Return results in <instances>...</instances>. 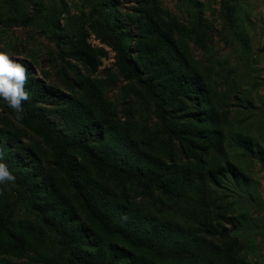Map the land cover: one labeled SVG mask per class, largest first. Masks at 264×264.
I'll list each match as a JSON object with an SVG mask.
<instances>
[{"label":"rangeland","instance_id":"1","mask_svg":"<svg viewBox=\"0 0 264 264\" xmlns=\"http://www.w3.org/2000/svg\"><path fill=\"white\" fill-rule=\"evenodd\" d=\"M104 2L0 0V51L28 69L32 90L27 102H33L75 140L79 135H74L76 128L65 110L72 101L85 102L93 109V122L99 125L88 131L91 140L100 133L109 136L120 127L122 132L126 128L132 131L134 126L149 167L154 168L156 159L168 164L189 161L190 151L198 149L197 138L180 126L195 110L193 100L184 92L162 91L158 79L147 72L143 80L169 100L162 119L147 88L127 76L120 59L124 34L134 35L135 46L144 41L142 36L158 43L167 38L202 73L213 108L220 115L226 151L223 156L216 151L214 163L226 166L230 162L236 170L226 168L222 186L205 179L208 190L204 195L212 217L202 231L216 243L238 239L240 256L264 264V0H116L121 28ZM0 100V142L10 144L3 162L15 176L14 182L0 185V214L11 213L22 221L51 257L47 261L28 246L23 255L9 257L3 264H54L69 257L68 248L46 224L49 214H40L36 193L24 183L12 157L23 159L24 172H32L47 190H65L68 180L52 146L16 120V114ZM127 142L125 138L116 141L121 151H115V146L107 149L122 160ZM92 146L100 152L96 144ZM68 154L103 184L117 192L126 191L131 204L147 209L154 218L162 211L174 220L186 217L181 212L176 215L177 202L160 191H150L137 181L118 185L106 176H95L91 165L76 152ZM210 161L206 170L213 166ZM189 218L194 223L199 220Z\"/></svg>","mask_w":264,"mask_h":264},{"label":"trees","instance_id":"2","mask_svg":"<svg viewBox=\"0 0 264 264\" xmlns=\"http://www.w3.org/2000/svg\"><path fill=\"white\" fill-rule=\"evenodd\" d=\"M104 3L110 17L121 28L116 0ZM142 37L144 41L135 46L131 32L122 36L119 46L122 68L130 79L147 88L162 119L169 100L159 96L143 80L147 72L158 79L162 91L184 92L193 100L195 110L188 114L189 120L180 129L197 138L198 149L190 151L189 161L168 164L156 159L151 168L147 165L148 154L137 138L138 127L133 126L132 131L126 128L125 132L120 127V130H112L109 136L100 133L91 140L88 131L99 127L92 120L93 109L85 102L72 101L65 116L76 128L74 135H79L75 140L33 102L25 101V116L20 121L52 146L57 164L68 180L69 188L65 190H47L41 182H36L32 172H24L23 159L12 157L15 169L22 172V180L36 193L40 214H49L51 219L46 224L68 248L69 257H61L54 264H254L240 256L238 239L216 243L202 231L212 217L204 195V190H208L205 179L208 177L213 184L222 186L224 172L227 169L236 172L230 162L221 166L218 161L214 163L212 157L216 151L223 156L226 150L225 134L220 129V115L213 108L210 89L202 73L174 43L164 37L160 43L155 38ZM133 53H137L135 58H132ZM26 90L28 93L32 90L29 80ZM124 138L129 140V148L121 160L116 154L112 155L107 146H115L116 141ZM239 141L242 140L238 138ZM94 144L100 152L92 146ZM9 148V143L0 142V150L4 153ZM114 150L121 151L119 144ZM70 151L89 163L95 176H106L118 185L137 181L148 186L150 191H160L169 201L177 202L175 214L181 212L186 217L183 221L174 220L166 215L167 211H162L160 217L154 218L147 209L131 204L126 191L117 192L77 166L76 160L68 154ZM207 161L213 166L206 170ZM189 216L199 220L194 223ZM28 246L50 261L49 253L36 240L32 230L11 213L0 214V264L9 257L23 255Z\"/></svg>","mask_w":264,"mask_h":264},{"label":"clouds","instance_id":"3","mask_svg":"<svg viewBox=\"0 0 264 264\" xmlns=\"http://www.w3.org/2000/svg\"><path fill=\"white\" fill-rule=\"evenodd\" d=\"M28 69L7 52L0 51V99L14 112L16 120L25 116L23 104L30 99L26 90ZM4 161V152L0 150V185L14 182L15 176ZM3 195V189H0Z\"/></svg>","mask_w":264,"mask_h":264}]
</instances>
